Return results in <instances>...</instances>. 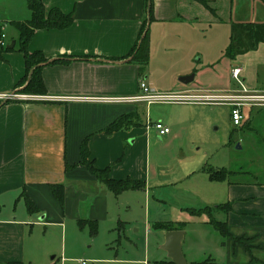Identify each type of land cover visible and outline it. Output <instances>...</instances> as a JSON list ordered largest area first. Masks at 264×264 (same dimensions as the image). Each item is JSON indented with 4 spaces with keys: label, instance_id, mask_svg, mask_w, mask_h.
<instances>
[{
    "label": "crops",
    "instance_id": "0c3cea01",
    "mask_svg": "<svg viewBox=\"0 0 264 264\" xmlns=\"http://www.w3.org/2000/svg\"><path fill=\"white\" fill-rule=\"evenodd\" d=\"M42 1L47 8L57 6L64 12H71L73 22L66 28L37 29L29 49H40L51 59L59 56H71L72 59L43 67L42 77L48 98L12 99L6 103L3 99L0 104V262L24 259L26 249L51 247L49 242L44 244L34 236L35 229L41 226L45 228V234L57 233L62 245L67 241L79 243L86 232L95 239L104 230L109 234L117 231L119 235L126 230L131 219L121 214L120 207H125L126 211L131 209L129 200L122 197L133 189L115 194L82 164L66 170V163H79L80 144L85 137H88V147L96 166H109V174L116 179L145 180V188L137 190L144 192L146 206L151 201L154 187L151 179L159 178L158 166L153 165L150 156L149 125L133 126L111 135L104 132L106 126L120 115L139 111L141 107L138 101H114L111 98L138 94L142 79L157 91L149 78L147 66L142 70L139 64L130 61L131 56L116 60L126 55L137 40L145 14V0ZM243 1L210 0L209 4L219 12L214 14L199 0H151L154 20L147 22L150 41H167L175 34L181 41L176 28L181 27L179 30L186 34L184 27L191 30L198 25H206L212 30L228 27L230 35L231 20L249 21L241 15L245 8ZM235 10L241 16L234 19ZM12 16L7 13L4 17L0 13V21L4 22L6 29L8 18L12 26L11 21L30 17L25 12ZM12 27L11 39L6 35V40L8 44L14 41L15 47L18 32ZM169 27H172L171 31H168ZM195 52H199L198 45L194 47ZM209 55H206V61L213 59ZM191 66L189 63L187 68ZM238 66L243 72V64ZM187 72L182 75L190 74ZM24 75L23 53L17 49L2 51L0 94L21 89L23 86H18V82ZM193 80L185 84L178 79L179 89H209L199 82L191 85ZM159 121L165 124L170 120ZM202 173L209 179L204 169ZM190 174L188 171L187 176ZM240 175L235 177L237 181L234 183L201 178L209 184L206 182L205 194L199 195V202L204 206L230 204V209L214 210L213 213L220 212V220L227 222L230 233L244 238L250 250L244 243L235 242L233 237H224L214 248L215 258L205 259L208 260L206 264H264V180L237 178ZM51 183L64 185L63 207L54 197L49 187ZM159 183L161 181H156ZM23 189L38 206L39 212L27 211L25 200L20 196ZM157 200L163 201L161 198ZM80 218L96 220L98 233L92 236L88 227L81 229L78 225ZM165 232L162 229L153 231L160 246ZM185 236L186 232L182 251L187 262L200 261L194 257L187 259L183 249ZM155 257L154 261L170 259L164 249Z\"/></svg>",
    "mask_w": 264,
    "mask_h": 264
},
{
    "label": "rangeland",
    "instance_id": "374dc122",
    "mask_svg": "<svg viewBox=\"0 0 264 264\" xmlns=\"http://www.w3.org/2000/svg\"><path fill=\"white\" fill-rule=\"evenodd\" d=\"M254 1L256 0L243 1L245 8L241 7V15L246 20L264 22V0H257L253 4ZM23 12L30 15L26 0H2L0 13L4 17L7 13L14 17ZM241 15L236 10L233 12L234 19ZM6 21L9 26L8 29L4 28V32L10 40V33L14 28L10 25L9 18ZM176 29L181 41L175 32H171L175 35L167 41H150L147 72L157 92L182 95L236 93L240 85L232 76V70L240 64H243L244 69L239 74V79H245L243 82L247 88L264 89V43L253 53L231 60L223 57V51L229 43L228 27H217L214 30L206 25H198L191 30L184 27L186 34L179 30L181 27ZM171 30L172 27H169L168 31ZM197 45L199 52L193 53ZM208 53L213 59L206 61ZM189 63L192 66L188 67L187 72ZM185 72L195 74L191 85L199 82L209 89L180 90L178 78ZM174 84L176 85L173 86ZM20 90H17L20 94L17 98L41 96ZM3 99L7 100L5 97L0 98ZM207 100L155 101L150 104L138 101L142 125H137V128L147 125V117L152 121L169 119L165 125L171 132L160 137L152 123H148L151 136L150 156L153 165L158 166L159 178L151 179L154 187L147 206L141 190H130L123 195L122 199L129 200L131 206L128 211L125 207H120L121 214L131 219L126 230L120 232V235L117 231L109 234L104 230L95 239L86 232L79 243L71 244L67 241L66 245H62L57 233L45 234V228L41 226L35 229V238L38 236L44 244L49 242V246H52L26 249L24 259L20 261L23 264H145L146 260L152 264L155 255L163 252L153 233L155 229L152 223L165 220L185 222L183 249L187 259L194 257L201 261L215 258L214 248L224 237L211 223L202 222L209 220L207 213L203 212L200 217L201 214L190 212L192 208L204 207L199 202V195L205 194V184L208 181L204 182L201 178L209 179L202 173V169L213 166L242 170L245 173L237 178L263 181L264 107L243 108L244 121L236 126L231 118L232 106L229 102ZM188 171L190 176H187ZM156 181L161 183L156 184ZM159 198L163 201H158ZM220 214L216 213L215 217L221 219ZM145 225L148 226L147 229Z\"/></svg>",
    "mask_w": 264,
    "mask_h": 264
},
{
    "label": "trees",
    "instance_id": "16d2710c",
    "mask_svg": "<svg viewBox=\"0 0 264 264\" xmlns=\"http://www.w3.org/2000/svg\"><path fill=\"white\" fill-rule=\"evenodd\" d=\"M148 1L145 0V14L142 20V25L137 37V40L131 50L124 56L118 59H125L131 56L130 61L137 63L141 66L142 70L148 64L150 58V32L147 29L148 20H154V8L153 3H150V9L148 12ZM207 9L212 13H216L215 8L210 4V0H199ZM27 6L30 10V17L25 20H13L11 21L12 26L18 32L17 46L8 47L0 45V53L4 50L17 49L23 53L25 62V75L18 82V86H23L21 92L29 94H47L46 86L42 77V69L45 65L56 64V63H67L72 58L71 56H59L56 58H47L44 52L40 49L30 50L29 43L37 29L42 28H66L69 27L73 22V14L71 12H64L57 6H52L47 8L42 0H26ZM0 28V35H1ZM264 42V22L260 21H235L230 22V35L229 43L225 47L223 52V57L227 59H235L238 55L245 54L249 51L258 48L259 44ZM12 99L5 100L6 102ZM2 100H0V104ZM249 121V120H248ZM142 125L140 119V112L136 109L120 115L117 119L106 126L104 132L108 135L114 132L128 129L133 126ZM247 124V123H246ZM80 155L81 159L79 163L70 165L66 163V170H70L76 167L78 164L85 165L88 170L93 174L98 181L106 185L108 189L113 191L115 194H119L124 190H137L144 189L146 186L145 180L134 179L131 177L116 179L113 178L110 173L109 166L98 167L95 165L94 158L91 157V153L88 147V137H85L80 144ZM208 174V177L212 181H228L234 183L237 181L236 176L244 174L245 171H235L230 168H215L209 166L203 168ZM49 187L61 205L64 206L65 200V188L62 183H51ZM20 196L25 200L26 208L29 213L39 212L38 206L28 197L25 190L23 189ZM231 205L228 203H223L215 206L206 205L200 208H192L190 212L192 214L200 215L203 212L207 213L209 220L207 223H211L215 229L223 237H233L235 242L244 243L245 247L250 250L249 246L245 244V240L242 237L233 236L228 228V224L224 220L217 219L214 215V210H224L230 209ZM78 225L81 229L85 227L89 228V232L92 236L98 233V222L96 220L88 218L78 219ZM185 222H179L175 220H165V221H155L153 223L154 229L162 230H178L182 229ZM255 260V257H254ZM208 260L189 262V264H206ZM23 264L20 260H8L5 262H0V264ZM152 264H175L172 260H156Z\"/></svg>",
    "mask_w": 264,
    "mask_h": 264
},
{
    "label": "built area",
    "instance_id": "2783aa9c",
    "mask_svg": "<svg viewBox=\"0 0 264 264\" xmlns=\"http://www.w3.org/2000/svg\"><path fill=\"white\" fill-rule=\"evenodd\" d=\"M1 35H0V45L6 46L8 44L6 40V34L4 32L5 24L0 21ZM232 76L239 81L240 89L236 93L230 94H199V95H182L180 93H163L153 90L145 80L140 81L141 93L133 96L111 98L114 101H146L148 104L154 103L155 101H179V102H197L201 99L207 101H224L229 102L232 106L231 108V118L233 124L238 126L244 121L243 108L246 107H264V89H249L244 84L242 79H239V74L242 72V68L235 67L232 70ZM18 91L15 93H5L0 94V98L5 97V99H22L23 97H18ZM48 98L46 95H41L39 97L31 99H44ZM147 125L152 123L153 127L157 129L159 135L163 136L168 134L171 129L166 126L162 121H152L150 118H146ZM84 263V261H82ZM145 264H149L145 260Z\"/></svg>",
    "mask_w": 264,
    "mask_h": 264
},
{
    "label": "water",
    "instance_id": "95a60500",
    "mask_svg": "<svg viewBox=\"0 0 264 264\" xmlns=\"http://www.w3.org/2000/svg\"><path fill=\"white\" fill-rule=\"evenodd\" d=\"M150 3L151 0L148 1V12L150 9ZM149 23V22H148ZM148 24H147V29H148ZM14 46V41L8 44V47H13ZM195 74H186L180 76L178 79L182 83H189L194 79ZM240 146V144H237ZM184 236V231L183 229H178V230H168L164 234V242L161 245V247L167 251L168 257L175 263V264H189L183 254L182 251V239Z\"/></svg>",
    "mask_w": 264,
    "mask_h": 264
}]
</instances>
